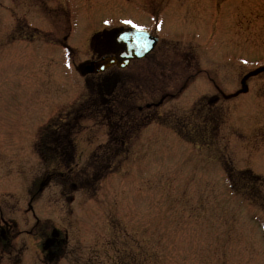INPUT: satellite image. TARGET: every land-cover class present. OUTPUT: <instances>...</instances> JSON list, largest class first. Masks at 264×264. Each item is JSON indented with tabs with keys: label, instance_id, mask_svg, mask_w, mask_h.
Instances as JSON below:
<instances>
[{
	"label": "rangeland",
	"instance_id": "obj_1",
	"mask_svg": "<svg viewBox=\"0 0 264 264\" xmlns=\"http://www.w3.org/2000/svg\"><path fill=\"white\" fill-rule=\"evenodd\" d=\"M21 1L0 0V225L12 238L0 264H264V76L234 95L264 66V0H49L43 12ZM61 8L74 30L65 49L51 38L67 32ZM125 20L158 38L164 60L154 90L152 62L128 67L142 73L146 122L132 124L126 144L109 149L110 171L83 189L76 177L101 165L92 160L107 137L98 120L81 121L65 167L73 180H41L30 199L55 167L34 146L41 125L96 81L76 70L102 52L84 39ZM51 227L66 244L45 260L38 235Z\"/></svg>",
	"mask_w": 264,
	"mask_h": 264
},
{
	"label": "trees",
	"instance_id": "obj_2",
	"mask_svg": "<svg viewBox=\"0 0 264 264\" xmlns=\"http://www.w3.org/2000/svg\"><path fill=\"white\" fill-rule=\"evenodd\" d=\"M126 84L129 85L127 76L120 78L118 75H110L101 79L92 86L94 93L87 100L70 109L67 114L68 118L66 117L67 120L65 119L64 123L53 125L50 129L44 127L40 132L38 139L43 140L36 143L37 151L43 158L48 153L55 154L58 165H61L60 163L64 160L61 155L68 154L65 147L67 146L66 142L71 141L79 120L91 117H100L105 120L108 139L103 148L106 149V153H100L93 157V165L96 161L101 160V165L98 168L96 166L90 167V171L84 169L82 175L76 177L78 187L93 189L96 182L110 171L109 149L114 146L115 148L123 147L126 144L125 141L135 130L136 125H132L134 120L135 122L137 120L146 122L144 116L148 109H141L140 111L137 109L135 106L136 90L134 91L133 88L127 90V87H124L127 86ZM60 147H65L63 153Z\"/></svg>",
	"mask_w": 264,
	"mask_h": 264
},
{
	"label": "water",
	"instance_id": "obj_3",
	"mask_svg": "<svg viewBox=\"0 0 264 264\" xmlns=\"http://www.w3.org/2000/svg\"><path fill=\"white\" fill-rule=\"evenodd\" d=\"M120 36H139L140 40L136 42H133L131 40H123L126 46L125 50L120 51L114 54L113 56L104 57L99 61L80 64L78 66L79 72L81 74L97 73L103 71L111 65L125 67L128 64L129 60L144 56L154 46V43L156 42L154 38L149 37L148 34L143 31L137 32L136 30H131L123 32V34L121 33ZM259 72H263L264 74V68L257 69L247 74L243 78L242 83L249 76L255 75ZM245 90V87H243L241 91L244 92Z\"/></svg>",
	"mask_w": 264,
	"mask_h": 264
},
{
	"label": "flooded vegetation",
	"instance_id": "obj_4",
	"mask_svg": "<svg viewBox=\"0 0 264 264\" xmlns=\"http://www.w3.org/2000/svg\"><path fill=\"white\" fill-rule=\"evenodd\" d=\"M48 1L49 0H22L21 2H22V5L24 6V7H28L29 8V6H31L32 4V2H34L35 3V5H39V12H43V11H45V6H46V4L48 3ZM60 12L64 15V16H66L67 14L64 12V9L63 8H61V10H60ZM59 12V13H60ZM49 15H51V14H49ZM66 39V36H64V37H62V40L60 41V44L62 45V46H64V44H63V42H64V40ZM92 37L88 34L87 36H86V38L84 39V42H88L89 44H91L92 43ZM63 41V42H62ZM112 41V37L110 38V39H104V38H102V37H97V39H94L93 40V42H95L99 47L100 46H103V44H108V42H111ZM116 46H118L117 48V50H119V48H121V45H116ZM114 47V46H113ZM108 52V54H110V53H112L113 52V49H111V50H108L107 51ZM99 53H101L100 51H99ZM105 54H107V53H105ZM98 55H100V54H93V55H91V60L92 59H94L96 56H98ZM4 229L5 228H3V227H1L0 226V235L1 234H3V232H4ZM5 243H6V241H5Z\"/></svg>",
	"mask_w": 264,
	"mask_h": 264
},
{
	"label": "snow or ice",
	"instance_id": "obj_5",
	"mask_svg": "<svg viewBox=\"0 0 264 264\" xmlns=\"http://www.w3.org/2000/svg\"><path fill=\"white\" fill-rule=\"evenodd\" d=\"M104 23L107 25L108 24V21L105 20ZM123 23L125 25H129L132 29H135L137 32H140V31L143 30L139 25H137L136 23H133L131 20H125V21H123ZM157 27H159V26H157ZM119 38L121 40H131L133 42H136V41H139L140 40V37L139 36H121Z\"/></svg>",
	"mask_w": 264,
	"mask_h": 264
}]
</instances>
